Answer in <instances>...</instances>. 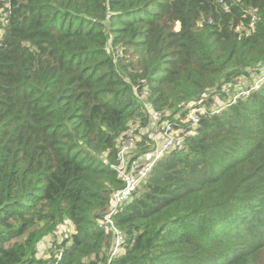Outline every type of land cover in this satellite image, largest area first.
Returning <instances> with one entry per match:
<instances>
[{
    "label": "trees",
    "instance_id": "trees-1",
    "mask_svg": "<svg viewBox=\"0 0 264 264\" xmlns=\"http://www.w3.org/2000/svg\"><path fill=\"white\" fill-rule=\"evenodd\" d=\"M263 63L264 0H0V264H264V83L209 108ZM151 111L174 146L109 259L111 165Z\"/></svg>",
    "mask_w": 264,
    "mask_h": 264
},
{
    "label": "built area",
    "instance_id": "built-area-1",
    "mask_svg": "<svg viewBox=\"0 0 264 264\" xmlns=\"http://www.w3.org/2000/svg\"><path fill=\"white\" fill-rule=\"evenodd\" d=\"M254 21L255 17L252 16L250 27L253 26ZM263 83L264 63L259 66L252 83L246 89L240 90L232 98L231 102L233 103L239 96H247L252 90L258 89ZM205 110L204 106H200L195 107L187 113L186 123L190 130L197 126ZM214 112H218V110L214 109ZM150 118L152 121L149 133L151 142L148 149L142 153L137 151L138 136L136 135V128H131L126 132L117 150L115 163L111 165V169L120 180L121 187L111 194L109 202L103 210L101 220L102 227L111 236L108 249L109 259L121 251L124 243L123 234L113 223L114 215L121 210L122 205L130 199L139 185L146 180L157 161L174 146L173 124L161 121L162 114L155 111L150 112Z\"/></svg>",
    "mask_w": 264,
    "mask_h": 264
},
{
    "label": "rangeland",
    "instance_id": "rangeland-1",
    "mask_svg": "<svg viewBox=\"0 0 264 264\" xmlns=\"http://www.w3.org/2000/svg\"><path fill=\"white\" fill-rule=\"evenodd\" d=\"M255 77V76H253ZM252 80V78H251ZM242 83V82H241ZM247 83H242L240 84L239 86L240 87H237L236 90L234 91V96L242 89H246V85ZM230 90V88H226V91ZM237 91V92H236ZM233 96V97H234ZM238 96V95H237ZM236 96V97H237ZM233 97H230L229 99H224V98H221V97H213V103L211 104V106L209 107L210 109H216V110H220L222 106H224L226 103L225 102H228V101H231ZM208 108V107H206ZM150 125V124H149ZM149 125L147 127H149ZM131 128H136V127H131ZM137 130V129H136ZM149 133H150V130H151V126L149 127ZM143 133H145V135H148V133H146V129L144 131H142ZM141 132V133H142ZM62 230V229H61ZM50 242L51 241H45L43 242L39 247H38V250L40 253H38V256H42L44 253H45V250L47 247H49L50 245Z\"/></svg>",
    "mask_w": 264,
    "mask_h": 264
},
{
    "label": "crops",
    "instance_id": "crops-1",
    "mask_svg": "<svg viewBox=\"0 0 264 264\" xmlns=\"http://www.w3.org/2000/svg\"><path fill=\"white\" fill-rule=\"evenodd\" d=\"M250 82V79L249 80H243L242 83H248Z\"/></svg>",
    "mask_w": 264,
    "mask_h": 264
}]
</instances>
